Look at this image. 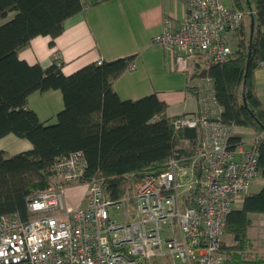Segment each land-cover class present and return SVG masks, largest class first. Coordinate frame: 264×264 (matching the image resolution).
<instances>
[{
	"label": "built area",
	"instance_id": "obj_1",
	"mask_svg": "<svg viewBox=\"0 0 264 264\" xmlns=\"http://www.w3.org/2000/svg\"><path fill=\"white\" fill-rule=\"evenodd\" d=\"M239 1L185 0L182 21L174 27L165 17L152 42L171 49L182 72L192 64L226 62L252 15L253 8ZM191 87L200 95L201 111L174 124L198 129L195 154L145 172L119 201L109 198L103 178L83 181L87 161L82 151L59 157L54 165L59 182L50 177L49 187L28 197V217L0 215V264H225L227 218L262 175L264 131L255 132L250 148L237 153L229 147L235 126L220 119L212 79L194 77ZM80 182L86 191L82 203L72 207L66 190ZM120 206L118 220L111 213Z\"/></svg>",
	"mask_w": 264,
	"mask_h": 264
},
{
	"label": "trees",
	"instance_id": "obj_2",
	"mask_svg": "<svg viewBox=\"0 0 264 264\" xmlns=\"http://www.w3.org/2000/svg\"><path fill=\"white\" fill-rule=\"evenodd\" d=\"M245 3L255 9L252 40L249 35L246 41L241 29L237 48L228 61L196 67L189 71V79H212L224 123L253 127L261 133L264 104L256 93L252 73L264 64V0ZM85 6V0H0V138L13 133L33 145L13 155L0 150V215L18 212L28 217V197L49 187L59 157L77 150L87 161L83 181L92 176L103 178L112 201L121 200L145 172L160 170L171 158L197 152L198 129L177 128L174 120L184 115L168 116V104L157 93L123 100L113 89L114 81L136 55L89 63L69 75L58 59L43 67L19 57V51L38 35L51 36L54 44L65 21ZM48 89H60L64 100L56 122L50 124L28 107L33 92ZM239 142V136L232 134L229 147L234 149ZM259 168L264 178V133ZM251 213H264V186L247 193L241 208L233 207L229 213L226 231L234 241L230 245L223 241L225 264H264V258L245 254L250 245Z\"/></svg>",
	"mask_w": 264,
	"mask_h": 264
},
{
	"label": "crops",
	"instance_id": "obj_3",
	"mask_svg": "<svg viewBox=\"0 0 264 264\" xmlns=\"http://www.w3.org/2000/svg\"><path fill=\"white\" fill-rule=\"evenodd\" d=\"M85 1L83 11L65 21L64 30L55 38L54 44H51V36L38 35L19 51V57L29 64L39 63L43 67L58 59L63 63V72L69 75L89 63L134 54V67L125 70L113 83V89L121 99L136 100L157 93L168 104L170 117L195 115L201 111L200 95L189 85L191 71L177 70L174 52L152 42L153 37L162 31L165 17L174 27L182 21L185 0ZM242 1L246 4L245 0ZM252 80L264 104V64L253 70ZM28 107L45 123H54L57 113L64 107L63 94L60 89L35 91L28 98ZM255 132L258 131L253 127L235 126L233 134L239 136L240 142L234 150L239 153L249 149ZM32 147L31 141L13 133L0 138V150L9 155ZM260 177L262 180L253 184L250 193L258 192L264 186V178ZM78 185L81 183L69 185L67 191L78 188ZM82 199L81 195L77 204L70 206L81 204ZM243 199L238 200L234 208H241ZM250 218L248 238L255 250L250 249L246 256L264 258V213H251ZM229 240L233 244L232 235Z\"/></svg>",
	"mask_w": 264,
	"mask_h": 264
},
{
	"label": "rangeland",
	"instance_id": "obj_4",
	"mask_svg": "<svg viewBox=\"0 0 264 264\" xmlns=\"http://www.w3.org/2000/svg\"><path fill=\"white\" fill-rule=\"evenodd\" d=\"M226 1V4L227 5H229V0H225ZM241 3H242V5H243V1L241 0ZM251 7H252V5H251ZM12 17V14L9 16V18H11ZM250 20H251V16H247L246 17V19H245V24H244V27H243V29H244V31H245V39H246V41H248V39H249V35H250V28H251V24H250ZM236 45H234L233 47H235ZM237 48V46L235 47V49ZM207 66V64H203V63H201L200 65H197V64H192L190 67H191V71H193V69H194V67H195V69H196V67L197 68H204V67H206ZM183 144H185V145H187L188 146V144L187 143H183ZM59 177L58 176H52V178H51V182H56V183H58L59 182ZM262 180V178L261 177H257L255 180H253V182H252V184H251V187H250V190H249V192L252 190V188H253V184L255 183V182H259V181H261ZM81 183V185H78L79 187L78 188H74V189H72V188H69V190L67 191L66 190V202H67V204L68 205H75V204H77V202H78V200H79V197L82 195V196H84V194H85V191H86V184L84 183V182H80ZM84 183V184H83ZM75 184V183H74ZM133 185V184H132ZM68 189V188H67ZM72 207H75V206H72ZM123 211V206H120V209H114V211H112V216L115 218V219H118V220H121L122 219V216H121V212ZM231 236V234H229V233H227V231L225 232V234H224V242L226 241V244H230V242H231V240H229V237ZM253 244V243H252ZM250 249L252 250V251H254L255 250V248L253 247V245H251V243H250V248H248V250L245 252V254H247V252H248V254H249V251H250ZM251 254V253H250ZM257 255V254H256Z\"/></svg>",
	"mask_w": 264,
	"mask_h": 264
},
{
	"label": "water",
	"instance_id": "obj_5",
	"mask_svg": "<svg viewBox=\"0 0 264 264\" xmlns=\"http://www.w3.org/2000/svg\"><path fill=\"white\" fill-rule=\"evenodd\" d=\"M247 1L249 2V0H247ZM249 7L252 8L251 5H249ZM254 27H255V13L253 12V9H252L251 28H250V39L251 40H252V36H253V32H254ZM249 63H250V57H248V60H247L245 77H247V75H248Z\"/></svg>",
	"mask_w": 264,
	"mask_h": 264
}]
</instances>
